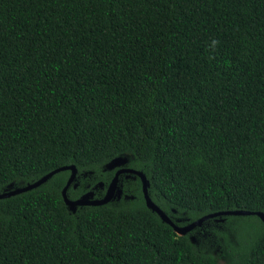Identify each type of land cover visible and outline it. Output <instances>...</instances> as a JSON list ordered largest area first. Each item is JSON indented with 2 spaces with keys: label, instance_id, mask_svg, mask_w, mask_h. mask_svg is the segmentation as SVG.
<instances>
[{
  "label": "trees",
  "instance_id": "16d2710c",
  "mask_svg": "<svg viewBox=\"0 0 264 264\" xmlns=\"http://www.w3.org/2000/svg\"><path fill=\"white\" fill-rule=\"evenodd\" d=\"M66 165L264 213V0H0V192ZM69 175L0 199V264H264L256 215Z\"/></svg>",
  "mask_w": 264,
  "mask_h": 264
},
{
  "label": "water",
  "instance_id": "95a60500",
  "mask_svg": "<svg viewBox=\"0 0 264 264\" xmlns=\"http://www.w3.org/2000/svg\"><path fill=\"white\" fill-rule=\"evenodd\" d=\"M64 170H70V175L68 177V180H67L65 186L62 189L61 194H62L64 203L67 206H69L71 209H73L76 206L102 205V204L109 202L111 200L113 192L117 186L119 176L121 174L128 173V174H134L140 178L143 198H144L146 206L148 208H150L151 210H153L154 212H156V214L164 222L170 224L174 228V230L177 231L178 233L189 232L190 230L199 226L201 223H203L207 219L212 218V217H217L220 215H242V216H244V215H256L261 219V221L264 225V213L261 211L226 210V211H218V212H214V213H210V214L201 216L198 219H196V220H194V221H192V222H190L184 226H176L170 220V218L167 216V214L157 204H155L152 201V199L150 198V196L148 194V189H147V180H146L144 173L142 171H139V170H135L132 168H125V167L120 168L115 172L111 182L108 185V188L105 192V195L100 199L88 200V199L80 198V199L71 200L67 197V194H66L67 188L69 187L71 182L74 180V178L76 176V172H77V169L74 165H66V166H61V167L55 168V169L51 170L50 172L46 173L45 175L41 176L39 179H37V180H35V181L25 185V186L2 191V192H0V199L11 197V196L32 190L34 188H37L40 185H42L43 183H45L54 174H56L60 171H64Z\"/></svg>",
  "mask_w": 264,
  "mask_h": 264
}]
</instances>
